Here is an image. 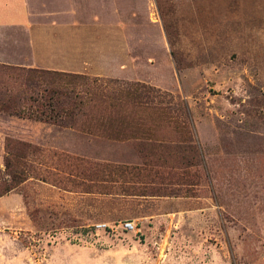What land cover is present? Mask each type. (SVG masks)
Masks as SVG:
<instances>
[{"label":"rangeland","instance_id":"1","mask_svg":"<svg viewBox=\"0 0 264 264\" xmlns=\"http://www.w3.org/2000/svg\"><path fill=\"white\" fill-rule=\"evenodd\" d=\"M27 1L85 77L9 63L28 34L0 27V170L33 147L0 264H264V0ZM56 87L72 113L37 119Z\"/></svg>","mask_w":264,"mask_h":264},{"label":"crops","instance_id":"2","mask_svg":"<svg viewBox=\"0 0 264 264\" xmlns=\"http://www.w3.org/2000/svg\"><path fill=\"white\" fill-rule=\"evenodd\" d=\"M0 27H17L28 34L29 54L12 58L20 63H9L66 73L85 72L81 49L65 39L66 33L75 30L66 24H34L27 0H0Z\"/></svg>","mask_w":264,"mask_h":264},{"label":"trees","instance_id":"3","mask_svg":"<svg viewBox=\"0 0 264 264\" xmlns=\"http://www.w3.org/2000/svg\"><path fill=\"white\" fill-rule=\"evenodd\" d=\"M36 72L44 75H51L52 77L56 78L55 80L61 78L82 79L83 77H85L81 74H72V73L58 72L51 70H36ZM137 90H138L137 87L135 89H132L131 91H129V95L136 98ZM68 91L73 94L75 93L74 89H69V88L66 91L61 87L50 89L49 91L50 94L47 97L42 98L41 100L43 101L39 103V109L36 110L37 119L41 121H45V120L52 121L55 118H59L66 115L69 116L72 113V110L66 109L63 106H58L56 103V101L59 100L61 96L68 94L69 93ZM10 110H11V105L9 103L0 102V112H4V111L8 112ZM18 112L22 113L23 111L17 110V113ZM32 148L33 147L31 145L20 142H18V148L12 147L11 151L17 150V155L14 156V158L12 159L9 158L7 159L5 171L0 170V198L18 189L21 184L27 181V176L24 174V171L22 170V172L21 171L18 172L19 170L17 169L18 168L21 169L22 166L24 165L22 159L25 151L26 153H29Z\"/></svg>","mask_w":264,"mask_h":264},{"label":"built area","instance_id":"4","mask_svg":"<svg viewBox=\"0 0 264 264\" xmlns=\"http://www.w3.org/2000/svg\"><path fill=\"white\" fill-rule=\"evenodd\" d=\"M107 226L106 225H99L98 226V228H106ZM124 229L125 230H130V229H133V226H132V224H130V223H126V224H124Z\"/></svg>","mask_w":264,"mask_h":264}]
</instances>
